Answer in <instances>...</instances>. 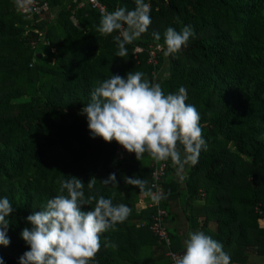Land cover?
Masks as SVG:
<instances>
[{
	"label": "trees",
	"instance_id": "obj_1",
	"mask_svg": "<svg viewBox=\"0 0 264 264\" xmlns=\"http://www.w3.org/2000/svg\"><path fill=\"white\" fill-rule=\"evenodd\" d=\"M99 1L111 19L0 0V264H167L184 153L183 195L228 264L264 254V0ZM148 118L172 151L138 135ZM155 158L169 246L139 203Z\"/></svg>",
	"mask_w": 264,
	"mask_h": 264
},
{
	"label": "crops",
	"instance_id": "obj_2",
	"mask_svg": "<svg viewBox=\"0 0 264 264\" xmlns=\"http://www.w3.org/2000/svg\"><path fill=\"white\" fill-rule=\"evenodd\" d=\"M189 162V156L186 153L181 154L174 170V177L180 182V195L168 203V217L166 219V227L170 232L172 246L178 252L185 251L187 264H228L222 251L214 246L207 236L210 231L215 230V222L210 221L204 226L201 224L204 213L195 207L202 204V199H196L187 204L186 196L183 195L184 179L189 169ZM190 214L197 216L196 225L191 226V222L188 220L189 216L191 217ZM262 222L264 224V221ZM194 223L192 222V224ZM258 225L261 227L259 221ZM229 264H264V254H258L254 249L249 248L244 261L234 260Z\"/></svg>",
	"mask_w": 264,
	"mask_h": 264
},
{
	"label": "built area",
	"instance_id": "obj_3",
	"mask_svg": "<svg viewBox=\"0 0 264 264\" xmlns=\"http://www.w3.org/2000/svg\"><path fill=\"white\" fill-rule=\"evenodd\" d=\"M15 2L17 10L22 13V15H25L26 19L32 21L34 17L41 19L45 15V13L49 9V3L51 2V0H15ZM71 2L75 3L76 8H80L84 5H87L91 9L97 10L100 16L111 19V17L107 15L104 6L100 3L99 0H71ZM120 32L122 36L126 35L122 27L120 28ZM159 51H161L160 47L150 48L148 61L156 65V53ZM141 52V49L135 50V53L139 54ZM154 126L155 120L152 118H148L144 120L140 124V126L136 127L135 129H141L142 131H144L143 133L138 132V135L148 137L153 148H157L158 145H161V150L163 152L172 151V149L168 145L164 144V142L168 140L167 135L161 134L159 136H156V129ZM165 168V163L160 162L155 158L153 170L151 172V182L149 184L150 190L147 195L144 194L143 198L141 197L143 201H146V203H144L145 205L143 203L141 204V208L154 209V213H152L150 216L148 228L155 236H157L158 240H163L165 245L169 246V238L164 223V218L166 217L167 213L163 208L159 206V200L162 196V190L159 187L158 182L160 178L164 175ZM144 223L145 221H141L140 225H143ZM165 257L167 259V264H187V261L184 259L183 255L180 252L172 250L170 248L165 251Z\"/></svg>",
	"mask_w": 264,
	"mask_h": 264
},
{
	"label": "rangeland",
	"instance_id": "obj_4",
	"mask_svg": "<svg viewBox=\"0 0 264 264\" xmlns=\"http://www.w3.org/2000/svg\"><path fill=\"white\" fill-rule=\"evenodd\" d=\"M54 15H56V9H54V11L53 12H51V15H50V18L52 17H54ZM127 35H128V33H126ZM41 52H44V48L43 47H39L38 48ZM168 66H167V64H165V66H164V68H163V70H161L159 73H157V75H156V80L157 81H159V79H162V77H164V76H166V73H167V71H166V68H167ZM159 83V82H158ZM155 107H158V104L155 102ZM130 152H131V150H127V149H125L124 151H122L121 153V157H125L126 155H129L130 154ZM142 198H143V196H142ZM140 199V204H144V203H146V201H143V199ZM145 205V204H144ZM259 223L261 224V227H264V226H262V225H264L263 224V222L260 220L259 221Z\"/></svg>",
	"mask_w": 264,
	"mask_h": 264
},
{
	"label": "water",
	"instance_id": "obj_5",
	"mask_svg": "<svg viewBox=\"0 0 264 264\" xmlns=\"http://www.w3.org/2000/svg\"><path fill=\"white\" fill-rule=\"evenodd\" d=\"M180 253L183 255L184 259L186 260L185 251L182 250Z\"/></svg>",
	"mask_w": 264,
	"mask_h": 264
}]
</instances>
